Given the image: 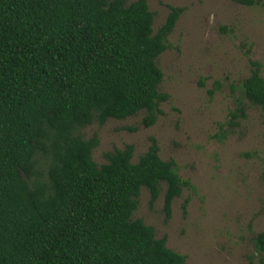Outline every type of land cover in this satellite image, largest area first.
<instances>
[{
	"label": "trees",
	"instance_id": "1",
	"mask_svg": "<svg viewBox=\"0 0 264 264\" xmlns=\"http://www.w3.org/2000/svg\"><path fill=\"white\" fill-rule=\"evenodd\" d=\"M183 11L170 6L155 32L148 0H0V264H186L132 218L142 188L151 204L163 192L170 217L192 187L176 163L151 138L136 162L128 144L98 164V136L82 134L140 112L145 127L156 122L169 99L157 59ZM262 68L250 60L219 140L247 106L264 112ZM253 243L264 253V230Z\"/></svg>",
	"mask_w": 264,
	"mask_h": 264
},
{
	"label": "rangeland",
	"instance_id": "2",
	"mask_svg": "<svg viewBox=\"0 0 264 264\" xmlns=\"http://www.w3.org/2000/svg\"><path fill=\"white\" fill-rule=\"evenodd\" d=\"M258 1L148 0L155 32L170 6L184 8L157 59L164 74L159 88L169 95L162 113L150 127L140 112L82 130L85 138H99L92 154L98 164L105 162L104 153L128 144L136 162L154 138L161 158L173 160L190 181L169 218L163 192L151 204L146 188L132 216L154 227L157 238L187 257L186 264H264L253 243L264 230V112L247 106L239 125L223 140L217 137L250 74V60L263 64L264 77V0Z\"/></svg>",
	"mask_w": 264,
	"mask_h": 264
}]
</instances>
